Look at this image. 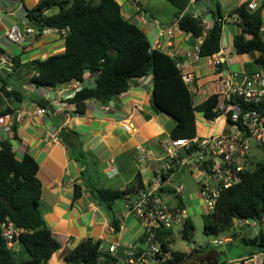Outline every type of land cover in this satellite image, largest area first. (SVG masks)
Listing matches in <instances>:
<instances>
[{
  "label": "crops",
  "instance_id": "0c3cea01",
  "mask_svg": "<svg viewBox=\"0 0 264 264\" xmlns=\"http://www.w3.org/2000/svg\"><path fill=\"white\" fill-rule=\"evenodd\" d=\"M40 1L0 0V55L5 54L12 61L11 66L0 65L1 108L11 110L15 123V133H6L0 128V136L1 140L11 142L16 158L29 154L38 163L40 210L47 227L60 244L50 264H65V255L85 239L101 242L105 253L110 245L122 248L137 241L142 230L132 218L124 216L123 202L135 193L133 185L137 179L148 185L161 171L165 150L172 139L174 120L152 109V75L135 80L127 92L108 105L96 100L87 101L83 114L76 113L75 106L68 100L73 97L76 85L79 84L81 89L94 87L95 74L87 72L82 81L60 84L55 88L35 87L29 83L34 75L28 67L30 62L45 60L66 50L65 38L55 35L25 38L15 44L7 40V29L13 24L26 27L23 23L26 10L34 8ZM116 1L123 17L145 33L152 49L168 55L174 53L184 64L183 74L195 78L200 92L198 102L212 94H221L218 76L221 72H246V64L258 57L257 52L243 55L235 52L234 37L242 30L239 25L228 21L223 26L219 54L195 60L194 48L199 41L179 29L178 9L174 5L166 0ZM229 1L232 2L230 5ZM244 1L218 0L217 3L215 0H198L195 4H188L180 16L198 13L211 23L213 17L226 15ZM261 1L258 0L257 4L260 5ZM55 11L50 10L49 14ZM262 18L264 26V9ZM169 28L171 35L160 36L162 30ZM262 34L264 29L261 37ZM216 59L224 63L221 72L217 71V66L211 65ZM3 83L8 91L21 92L24 100L18 103L4 97ZM39 103L46 104L44 117L36 114L38 108H43ZM126 123L131 126L130 131L125 130ZM196 128L197 135L204 137L229 131L225 116L207 121L201 113L196 114ZM141 149L146 151L147 158L139 161V156L144 155ZM203 178L198 167L176 163L171 181L182 191L174 194L173 190H168L163 196L166 205L174 207L181 199L188 212L186 201L191 204L199 197V184ZM95 189L128 192L113 209L119 220V231L113 230L111 212L94 200ZM76 192L78 197H75ZM168 199L174 203H169ZM250 230L255 232L253 236L249 234ZM261 231H264V218L263 224L236 221L232 230L215 236L206 249L199 247L201 254L198 258L206 260L203 264H264V251L240 244L241 239L253 238Z\"/></svg>",
  "mask_w": 264,
  "mask_h": 264
},
{
  "label": "trees",
  "instance_id": "16d2710c",
  "mask_svg": "<svg viewBox=\"0 0 264 264\" xmlns=\"http://www.w3.org/2000/svg\"><path fill=\"white\" fill-rule=\"evenodd\" d=\"M166 1L178 9L180 30L191 34L195 40L203 37L200 59L213 57L220 52L225 24L218 19L226 15L230 18L238 16L237 25L242 31L234 37L235 52L240 55L258 53L253 62L246 64L245 73L264 70V40L261 37L264 0L256 10H250L251 0H246L226 15L213 17L206 28L189 13L180 16L189 0ZM215 1L218 3V0ZM53 9L56 11L49 14ZM26 13L37 30L46 27L69 28L64 37V53L28 64L34 73L29 83L35 87L55 88L60 84L82 81L87 72L97 76L94 87H84L68 100L75 106L76 113L83 114L89 100L108 105L127 92L135 80L152 75V109L174 120L170 134L172 139L197 135V113H201L207 121H214L222 115L218 108L220 94H212L198 102L199 90L195 94L190 92L183 82V72L176 66L174 59L151 48L145 33L123 17L116 0H41L34 8L26 10ZM223 64H218V72L222 71ZM1 91L4 97L15 102L24 100L21 92L8 91L4 83ZM1 103L0 98V116L11 114L9 108H1ZM39 105L46 107L45 103ZM257 148L264 150V145ZM248 166L242 173L241 181L221 193L214 210L203 214V231L207 236H217L232 230L236 221L263 224L264 161L253 164L250 160ZM38 169L39 165L31 155L16 158L11 142L8 139L1 140L0 136V264H50L53 254L60 249L59 242L47 227L40 210L41 183L37 178ZM133 186L138 190L144 185L142 180L137 179ZM126 194L127 191L110 189L93 191L94 200L111 212L114 231H119V220L113 209ZM78 196L76 192L75 197ZM178 205L184 206L181 199ZM6 221L12 222L20 231L14 240L22 247L27 259L19 263L15 259L19 252L9 251L1 234V224ZM171 232V229L164 230L159 237L163 241ZM181 234L186 241L194 243V225L189 218L182 224ZM240 242L244 246L264 251V231L253 238H243ZM21 247L18 248L20 252ZM100 247L101 242L85 239L65 255L64 262L114 264V258ZM163 247L170 253L169 259L163 264H188L191 254L197 255L199 264L206 261L198 258L201 254L198 247H194L190 253L174 251L170 248V239L163 241Z\"/></svg>",
  "mask_w": 264,
  "mask_h": 264
},
{
  "label": "built area",
  "instance_id": "2783aa9c",
  "mask_svg": "<svg viewBox=\"0 0 264 264\" xmlns=\"http://www.w3.org/2000/svg\"><path fill=\"white\" fill-rule=\"evenodd\" d=\"M197 1L189 0V4H195ZM257 2L258 0H251L249 9L256 10ZM191 16L200 20L203 28L208 26L207 19L198 13H191ZM218 21L224 24L228 21L239 23L238 16L230 18L226 15ZM263 29L264 26L261 30ZM68 31L69 28L46 27L37 30L35 27L21 28L13 24L7 29L5 36L9 42L15 44L21 43L25 38L38 36L55 35L64 38ZM165 33L171 35L172 30L164 29L160 36ZM197 40L199 44L195 46L193 55L195 60L200 59L203 37ZM169 56L174 59L178 68L184 67L174 53H169ZM219 63V59H216L211 62V65L216 67ZM0 65L11 66L12 61L7 55L1 54ZM218 76L222 88L218 108L227 120L229 131L219 136L196 135L192 138L169 141L161 171L155 176L153 182L139 188L123 202L124 216L132 218L141 228L142 233L137 237L136 242L125 247L110 245L107 248V253L114 258V264H163L169 259L170 253L163 247V241L170 238L166 236L162 241L159 235L164 230L183 224L189 218L186 208L179 205L167 206L163 200L168 190H173L174 194L182 191L181 187H174L171 181L176 163L181 166H196L203 173L204 178L199 184V196L207 214L214 210L222 192L241 181L242 173L250 163L251 145L253 144L256 148L264 145V70L250 74L227 71L221 72ZM182 79L190 92L195 94L197 92L195 78L192 75L183 74ZM73 89L74 94L81 90L79 84ZM46 113L45 108L36 110V114L40 117H44ZM14 126L12 114L0 116V128L4 132H12ZM124 128L127 131L131 130L129 123L124 124ZM141 150L144 155L139 156V161L147 158L146 151ZM19 233L20 231L12 222L6 221L1 224V234L9 251L13 252L16 244L18 245L14 239ZM100 249L102 250L101 247Z\"/></svg>",
  "mask_w": 264,
  "mask_h": 264
},
{
  "label": "rangeland",
  "instance_id": "374dc122",
  "mask_svg": "<svg viewBox=\"0 0 264 264\" xmlns=\"http://www.w3.org/2000/svg\"><path fill=\"white\" fill-rule=\"evenodd\" d=\"M232 2L229 1L228 5H230ZM262 38L264 39V34H262ZM199 116V115H198ZM251 162H262L264 161V150L256 148L253 144L251 145ZM169 203H174V201H171L168 199ZM185 203V202H184ZM186 206L188 208L189 212V219L194 225V234H193V244L196 247L205 248L208 247L211 244V241L215 236H207L203 231V214H205V208L202 207V199L201 197H197L195 199L194 203H189L186 201ZM191 210V211H190ZM251 222V221H249ZM171 234L168 236L170 238V248L174 251H181V252H191L193 249L191 244L188 241H186L181 234L182 231V224L176 225L171 229ZM249 234L253 236L255 232L253 230L249 231ZM220 236L223 235L219 234ZM20 245L15 246L14 252H19L15 259L19 263L21 260H26L27 255L24 253V250L21 247V252L18 248H20ZM188 264H199L197 261V255L191 254L190 259L188 260Z\"/></svg>",
  "mask_w": 264,
  "mask_h": 264
},
{
  "label": "water",
  "instance_id": "95a60500",
  "mask_svg": "<svg viewBox=\"0 0 264 264\" xmlns=\"http://www.w3.org/2000/svg\"><path fill=\"white\" fill-rule=\"evenodd\" d=\"M23 23H25L28 27H32V28L35 27L34 24H33V22L27 16L23 18ZM191 246H192V248L195 247L193 243L191 244Z\"/></svg>",
  "mask_w": 264,
  "mask_h": 264
}]
</instances>
